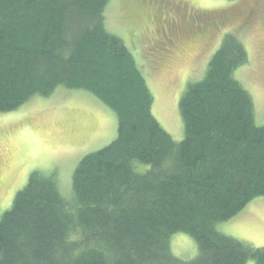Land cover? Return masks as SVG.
Wrapping results in <instances>:
<instances>
[{
  "label": "trees",
  "instance_id": "1",
  "mask_svg": "<svg viewBox=\"0 0 264 264\" xmlns=\"http://www.w3.org/2000/svg\"><path fill=\"white\" fill-rule=\"evenodd\" d=\"M109 1L0 0V112L65 86L118 117L117 137L78 163L71 198L55 171L30 174L0 217V264H264V246L217 227L264 196V124L235 74L246 45L226 33L187 85L177 141L152 113L135 54L107 28ZM178 232L196 240L194 259L173 253Z\"/></svg>",
  "mask_w": 264,
  "mask_h": 264
},
{
  "label": "rangeland",
  "instance_id": "2",
  "mask_svg": "<svg viewBox=\"0 0 264 264\" xmlns=\"http://www.w3.org/2000/svg\"><path fill=\"white\" fill-rule=\"evenodd\" d=\"M141 1L110 0L105 13L106 25L135 54L154 94L152 113L162 127L175 140L184 139L181 95L189 83L205 76L208 63L226 33L236 34L247 47L249 62L235 74L251 92L256 123L263 125L264 0H184L189 14L204 18L202 23L197 20L188 23L192 27L169 13L171 4L166 8L163 0H151L163 22L176 20L169 35L175 37L174 44L180 40L177 45L182 46L169 56L154 51L160 36L152 13ZM215 21L221 22L216 29L212 24ZM201 31L212 34L200 42L197 34ZM117 132L118 117L114 110L90 91L65 86H59L48 96L34 95L13 111L0 112L1 161L5 162L6 154L7 162V165L0 163V217L11 207L15 194L26 186L35 170L55 171L62 193L71 198L78 163L87 154L110 144ZM217 227L253 246H264V196L256 197ZM170 243L173 253L182 260L190 261L198 255L197 242L188 233L173 234ZM247 264L257 263L249 260Z\"/></svg>",
  "mask_w": 264,
  "mask_h": 264
},
{
  "label": "flooded vegetation",
  "instance_id": "3",
  "mask_svg": "<svg viewBox=\"0 0 264 264\" xmlns=\"http://www.w3.org/2000/svg\"><path fill=\"white\" fill-rule=\"evenodd\" d=\"M141 3L146 4L147 11L152 13L153 18H154V24L156 26L158 36H160V39L155 41L154 51L155 52L159 51L160 54H164L167 56H169L170 54L173 53L171 51L180 50V46H182V45H180V46L177 45V43H179L180 40L177 41L176 44H174L175 37L171 38V36L169 35V33L172 32L171 31L172 25L176 22L175 19H179V21L182 24L185 23L186 25H188V23H193L195 20L200 21L202 23L203 22L202 20L204 19V18H202L203 15H200V14L198 15L196 13L189 14L187 12L188 11L187 2H185L184 0H163L162 1V5L166 6V8L171 4L170 8H169V13L172 12L175 15V19L173 21L168 19L166 22H163L160 19V17H158L156 15V13L154 11V5H153V2L151 0H143V1H141ZM154 4H155V2H154ZM157 12L160 13V10H157ZM188 16H189L190 22L187 21ZM197 21H195V22H197ZM188 26L192 27L191 25H188ZM209 34H210V32L201 31L200 33L197 34L198 37L200 38L198 41H200V42L203 41L205 36H208ZM188 41L192 42V40H188ZM4 156H5V162L1 161V159H3V156L0 152V163H1V165H3V163H6V165H7L6 154ZM1 183H2V180L0 181V186H1Z\"/></svg>",
  "mask_w": 264,
  "mask_h": 264
}]
</instances>
